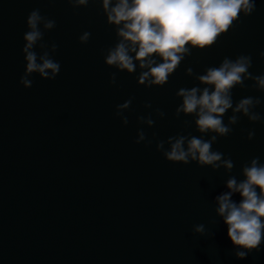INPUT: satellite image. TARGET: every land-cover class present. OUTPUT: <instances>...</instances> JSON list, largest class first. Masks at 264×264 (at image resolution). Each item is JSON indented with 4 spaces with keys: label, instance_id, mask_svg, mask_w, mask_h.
<instances>
[{
    "label": "water",
    "instance_id": "1",
    "mask_svg": "<svg viewBox=\"0 0 264 264\" xmlns=\"http://www.w3.org/2000/svg\"><path fill=\"white\" fill-rule=\"evenodd\" d=\"M34 9L56 27L41 25L44 38L33 50L38 57L49 52L61 68L54 80L32 73L26 88L23 35ZM240 15L214 46L193 49L167 84L147 88L138 84V65L128 74L104 63L117 40L100 2L73 9L67 0H0V264H264V241L238 258L215 211L229 176L243 180L242 165L254 157L264 163V92L251 80L232 90L234 103L259 97L255 111L262 120L252 123L238 113L232 133L213 144L234 162L230 173L199 161L172 163L156 150L170 136L201 135L195 116H175L180 88L205 87L186 75L188 67L203 74L243 54L252 57L253 75L264 74V0H256L251 15ZM85 31L91 36L81 44ZM113 72L116 85L109 83ZM129 98L125 125L116 106ZM149 114L153 126L137 120ZM232 114L229 109L225 123ZM141 129L146 140L137 144ZM232 198L240 200L238 193ZM199 224L205 234L193 232Z\"/></svg>",
    "mask_w": 264,
    "mask_h": 264
},
{
    "label": "clouds",
    "instance_id": "2",
    "mask_svg": "<svg viewBox=\"0 0 264 264\" xmlns=\"http://www.w3.org/2000/svg\"><path fill=\"white\" fill-rule=\"evenodd\" d=\"M90 2H100L106 23L115 27L117 42L106 50L104 63L128 74L135 73L138 65L142 70L137 77L138 84L147 88L167 84L193 49L203 51L211 48L234 27V22L240 20L241 13L249 16L256 9V0H67L73 9L87 7ZM26 25L28 31L23 35L26 44L22 51L27 65L20 82L30 88L33 81L29 76L32 73L54 80L61 65L49 52L45 51L38 57L33 50L44 38L45 31L41 30V25L44 30H53L56 21L42 15L40 9H34L27 16ZM90 36V32H83L79 42L86 44ZM40 46L44 47L43 44ZM57 48L56 43L51 44L52 53ZM260 55L264 57V52ZM251 67L252 57L243 54L235 59L225 57L218 67H208L203 74H195L188 67L186 75L195 76L198 84L205 87L180 88L176 96L182 103L176 107L175 116H195V128L201 135L170 136L167 141H157L156 150L172 163L188 165L199 161L200 167L211 166L214 171L224 168L230 173L234 162L225 158L223 153L214 151L213 144L218 138L232 133V126L241 118L238 113L252 123L262 120L261 114L255 111L261 104L259 97L248 96L238 102L233 101L232 90L237 86L247 87V80L253 81V88L264 92V74L253 75L249 71ZM109 83L116 85L115 72L111 74ZM132 99L116 106V116L121 117L125 125L128 118L123 112L130 108ZM145 107L151 108L152 105L148 103ZM229 109L233 114L225 123L224 116ZM155 114L161 119L165 116L158 108ZM137 120L149 126L155 124L152 114L139 116ZM254 135V131H249L247 138L251 140ZM204 136L209 138L204 139ZM145 140L146 133L141 129L135 143ZM151 143L152 140H147V145ZM165 143L168 148H165ZM241 172L243 180L229 176L226 181L228 191L215 197L218 205L215 211L227 225V236L237 249L235 255L243 259L250 252L258 251L264 241V163L260 157H254L242 165ZM236 193L240 196L238 203L232 198ZM193 232L205 234V225H195Z\"/></svg>",
    "mask_w": 264,
    "mask_h": 264
}]
</instances>
